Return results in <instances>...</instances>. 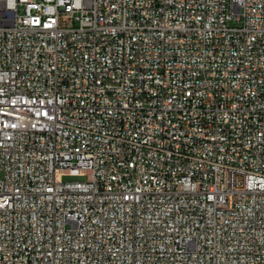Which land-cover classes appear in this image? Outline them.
Instances as JSON below:
<instances>
[{
    "label": "built area",
    "instance_id": "2783aa9c",
    "mask_svg": "<svg viewBox=\"0 0 264 264\" xmlns=\"http://www.w3.org/2000/svg\"><path fill=\"white\" fill-rule=\"evenodd\" d=\"M0 264H264V0H0Z\"/></svg>",
    "mask_w": 264,
    "mask_h": 264
},
{
    "label": "rangeland",
    "instance_id": "374dc122",
    "mask_svg": "<svg viewBox=\"0 0 264 264\" xmlns=\"http://www.w3.org/2000/svg\"><path fill=\"white\" fill-rule=\"evenodd\" d=\"M66 179H70V180H75V181H79V180H85L86 176H72V177H65Z\"/></svg>",
    "mask_w": 264,
    "mask_h": 264
}]
</instances>
